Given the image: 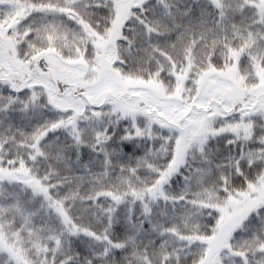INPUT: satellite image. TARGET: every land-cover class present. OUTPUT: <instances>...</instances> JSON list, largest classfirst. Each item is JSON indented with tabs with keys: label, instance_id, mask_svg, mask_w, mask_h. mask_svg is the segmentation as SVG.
I'll return each instance as SVG.
<instances>
[{
	"label": "snow or ice",
	"instance_id": "6c2138e0",
	"mask_svg": "<svg viewBox=\"0 0 264 264\" xmlns=\"http://www.w3.org/2000/svg\"><path fill=\"white\" fill-rule=\"evenodd\" d=\"M0 264H264V0H0Z\"/></svg>",
	"mask_w": 264,
	"mask_h": 264
}]
</instances>
